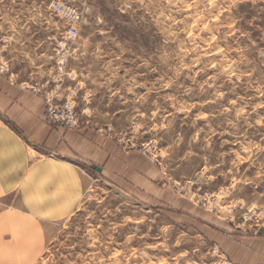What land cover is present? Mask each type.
Wrapping results in <instances>:
<instances>
[{"label": "rangeland", "instance_id": "obj_1", "mask_svg": "<svg viewBox=\"0 0 264 264\" xmlns=\"http://www.w3.org/2000/svg\"><path fill=\"white\" fill-rule=\"evenodd\" d=\"M0 48L46 80L65 53L78 129L115 150L0 264H264V0H0Z\"/></svg>", "mask_w": 264, "mask_h": 264}, {"label": "crops", "instance_id": "obj_2", "mask_svg": "<svg viewBox=\"0 0 264 264\" xmlns=\"http://www.w3.org/2000/svg\"><path fill=\"white\" fill-rule=\"evenodd\" d=\"M10 65L13 74L0 75V245L39 252L42 224L77 210L88 186L87 165L104 172L115 150L92 127L65 131L47 120L45 97L31 89L48 91L42 64Z\"/></svg>", "mask_w": 264, "mask_h": 264}, {"label": "built area", "instance_id": "obj_3", "mask_svg": "<svg viewBox=\"0 0 264 264\" xmlns=\"http://www.w3.org/2000/svg\"><path fill=\"white\" fill-rule=\"evenodd\" d=\"M56 10L60 12L68 22H72L66 31V35L59 41L60 48L62 46L64 48L66 45V37H75L78 33L74 23L80 21V14L74 7L63 6V4H57ZM65 69L66 56L65 53L60 52L57 73L54 74L51 79L48 78L45 82L48 84V91L43 93L39 85L33 86L31 89L35 94H42L45 97V116L47 120L57 128L65 131H73L80 127V116L70 95L62 97V75ZM9 72L10 68L4 61L0 48V75H7ZM53 82H57V85L54 86Z\"/></svg>", "mask_w": 264, "mask_h": 264}, {"label": "water", "instance_id": "obj_4", "mask_svg": "<svg viewBox=\"0 0 264 264\" xmlns=\"http://www.w3.org/2000/svg\"><path fill=\"white\" fill-rule=\"evenodd\" d=\"M97 170L99 171L100 170V168H97ZM133 200V199H132ZM134 201V200H133Z\"/></svg>", "mask_w": 264, "mask_h": 264}]
</instances>
